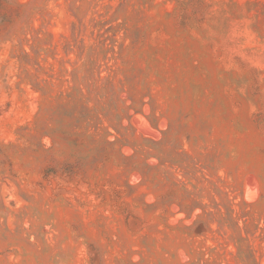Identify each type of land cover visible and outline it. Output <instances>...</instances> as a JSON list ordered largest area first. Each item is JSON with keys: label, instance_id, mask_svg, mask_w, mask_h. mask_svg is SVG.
Listing matches in <instances>:
<instances>
[{"label": "rangeland", "instance_id": "obj_1", "mask_svg": "<svg viewBox=\"0 0 264 264\" xmlns=\"http://www.w3.org/2000/svg\"><path fill=\"white\" fill-rule=\"evenodd\" d=\"M0 264H264V0H0Z\"/></svg>", "mask_w": 264, "mask_h": 264}]
</instances>
